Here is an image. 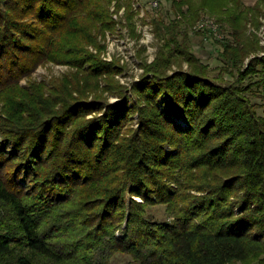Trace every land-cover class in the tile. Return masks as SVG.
Wrapping results in <instances>:
<instances>
[{"label": "trees", "instance_id": "1", "mask_svg": "<svg viewBox=\"0 0 264 264\" xmlns=\"http://www.w3.org/2000/svg\"><path fill=\"white\" fill-rule=\"evenodd\" d=\"M112 1L0 0V264H264L257 36L235 18L213 76L175 35L132 96L114 79L105 96L119 69L90 49ZM46 62L74 71L19 87Z\"/></svg>", "mask_w": 264, "mask_h": 264}, {"label": "rangeland", "instance_id": "2", "mask_svg": "<svg viewBox=\"0 0 264 264\" xmlns=\"http://www.w3.org/2000/svg\"><path fill=\"white\" fill-rule=\"evenodd\" d=\"M118 1H112L110 25L99 34L100 51L98 48L90 49L105 63L119 69H116L118 71L113 78L107 76L105 82H101V92L105 96L111 95L108 92L111 88L106 84L112 79L116 85L119 83L127 87L128 94L132 96L133 84L139 82L144 74L142 65L145 62L153 63L163 45L168 41L172 42L175 35L179 41L188 44L202 62L209 64L213 69V76L219 75L223 61L218 53L222 46L217 40L230 37L228 29L235 18H241L240 28L244 34L248 37L256 35L261 47L245 63L255 56L264 55V0H213L208 5H204V0H190L192 6L189 3L182 4L186 0H179L180 5H175L174 0H134L132 7L125 0ZM219 3L222 6H218ZM188 19H193V22ZM176 20L181 22L178 28L175 23H171ZM72 71L74 69L67 64L46 62L39 65L29 77L20 80L18 85L20 88L31 87L29 90H33L31 85L37 84L45 87V91L51 89L53 80L61 79ZM225 78L231 79L229 75H225ZM110 97L112 102L119 100L118 97ZM2 111L3 104L0 103V114ZM153 211L157 218H166L164 207H155ZM41 262L56 264L52 260L41 259ZM106 264L137 263L129 255L118 254Z\"/></svg>", "mask_w": 264, "mask_h": 264}]
</instances>
